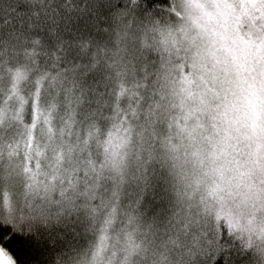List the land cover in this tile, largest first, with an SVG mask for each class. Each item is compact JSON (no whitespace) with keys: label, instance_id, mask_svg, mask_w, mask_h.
<instances>
[{"label":"snow or ice","instance_id":"snow-or-ice-1","mask_svg":"<svg viewBox=\"0 0 264 264\" xmlns=\"http://www.w3.org/2000/svg\"><path fill=\"white\" fill-rule=\"evenodd\" d=\"M0 264H264V0H0Z\"/></svg>","mask_w":264,"mask_h":264}]
</instances>
